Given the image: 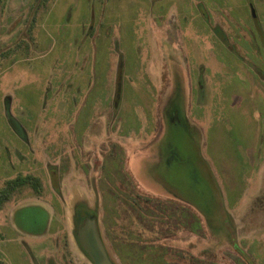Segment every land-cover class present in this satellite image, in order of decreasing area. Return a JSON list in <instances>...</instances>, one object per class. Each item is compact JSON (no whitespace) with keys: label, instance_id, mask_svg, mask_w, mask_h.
<instances>
[{"label":"rangeland","instance_id":"374dc122","mask_svg":"<svg viewBox=\"0 0 264 264\" xmlns=\"http://www.w3.org/2000/svg\"><path fill=\"white\" fill-rule=\"evenodd\" d=\"M41 1H0V190L20 175L42 185L40 196L25 187L0 209V264H92L76 239L78 210L99 223L122 264L101 203L110 152L139 195L167 200L172 222L188 218V233L157 240L189 253L184 264L191 255L199 264H264V152L253 153L264 147V0ZM245 27L255 39L245 50L227 42ZM217 39L245 67L229 72L214 54ZM176 98L187 114L196 98L211 136L178 121L181 136L175 127L163 137ZM249 149L261 168L253 177ZM188 207L200 216L197 236Z\"/></svg>","mask_w":264,"mask_h":264},{"label":"trees","instance_id":"16d2710c","mask_svg":"<svg viewBox=\"0 0 264 264\" xmlns=\"http://www.w3.org/2000/svg\"><path fill=\"white\" fill-rule=\"evenodd\" d=\"M43 2H47V0H42L41 3ZM116 157L118 156H114L113 153L110 152L109 157H107L110 163L106 161V164L103 165L102 169L104 173L102 180H100V188L102 186L107 194L104 193V199H102L101 202L102 205H104L103 221L107 228L106 236L113 250L122 264H179L176 263L177 258H185L189 253L185 255L182 251L168 249L162 244L158 245L156 240L153 241L151 246L141 244L143 237L139 232L143 229L152 233L151 231L157 228V235L153 236V234H151V237L157 240L159 237L164 239L166 237L164 225H169L170 220L168 219L166 221L165 216L169 217L172 213L168 215L169 208L164 202L139 195L137 186L133 182L130 174H126L125 172L122 174V170L118 166V162H116ZM118 173H121V176H123L121 185L117 184V178L120 177L117 175ZM124 178H126L127 183ZM25 187H30L36 195H41L42 185L38 178L32 175H20L15 179L6 181L1 188L0 209L6 203L10 202L15 193L21 191ZM88 214L89 213L85 210H78L76 222L78 218H84V216ZM183 215L181 216L183 220L181 222H188V218L185 219ZM178 224H180V222L177 219L175 222H172L171 225ZM100 234L104 241L101 230ZM190 257L192 261L189 262V264H199L192 255Z\"/></svg>","mask_w":264,"mask_h":264},{"label":"crops","instance_id":"0c3cea01","mask_svg":"<svg viewBox=\"0 0 264 264\" xmlns=\"http://www.w3.org/2000/svg\"><path fill=\"white\" fill-rule=\"evenodd\" d=\"M200 10H203V12L205 13L206 11H205V8H204V6L202 5L201 6V8H199ZM199 10V11H200ZM202 14V13H201ZM203 15V14H202ZM264 15V14H263ZM195 17H197V19H200L199 18V15L197 14ZM264 17V16H263ZM201 20V19H200ZM197 23H199V24H201L200 25V27H201V29H204V27H205V25L203 24V22L202 21H198ZM226 25V24H225ZM262 28L264 29V23H263V26H262ZM244 30H243V33L241 34L240 33V38H242V39H239L238 40V37L234 34V33H230L229 35H230V37H229V35L228 34H226V35H224V36H226L228 39H227V42H230L231 43V41H232V36H233V42L234 43H236V42H239L240 43V41H241V43H242V49L243 50H245L246 49V43L248 42V41H255V39H252L250 36H251V32H250V30L248 29V28H243ZM262 29V32H263V35H264V30ZM90 37H92V36H90ZM89 37V38H90ZM92 42H93V37H92V39H90ZM263 42H264V38H263V40H262ZM100 42H103L102 40H100ZM232 44V43H231ZM262 46H264V43L262 44ZM216 47L217 48H219L216 52H214V54H216L217 53V55H218V57L219 58H223L224 59V61L225 62H227L228 64L226 65V68H228V70H229V72H231L232 70H233V68H236V70H239L238 68H237V66H239V65H241V64H243L244 65V67H245V63L236 55V52L234 51V50H232L230 47H228L227 48V46H225L224 44H223V42L222 41H220L219 39H217L216 40ZM216 50V49H215ZM86 55V54H85ZM90 55V54H89ZM249 57V56H248ZM259 62H258V60H256V63L258 64H261V56H259ZM88 67V66H87ZM192 71V70H191ZM193 73H194V71H193ZM122 90H123V88H122ZM177 90V89H176ZM120 102H121V99L119 100V103L118 104H120ZM179 104V106L178 107H172V105L173 104ZM183 103H184V101L182 102V100L179 98V99H175V100H173V101H171V103H170V105H169V108H168V112H167V114H166V116H165V124H164V134H163V137L164 136H167L168 135V132H169V130H171L172 128H177V131H178V133H179V135L181 136V130L179 129V127L177 126L178 124V121L179 122H183L184 124H185V127H187L188 128V130H189V132L190 133H192V134H195L196 136H197V134L196 133H194V132H197V131H201V130H204V132H207V136H208V132L210 131V130H212V129H215V128H207L206 126H204V124H203V118H202V109H201V106H200V104L198 103V101H196V98H193L192 99V101L190 102V105H192V113H188L187 114V112H186V110L183 108ZM114 107H117V106H114ZM191 108V107H190ZM170 117V118H169ZM202 128V129H201ZM181 132V133H180ZM209 136H211V134L209 135ZM208 136V137H209ZM261 137L260 138H262L263 140H264V137L262 136V134L260 135ZM149 145H151V144H149ZM213 146L212 145H209L208 146V148L210 149H208L209 150V153L213 156V153H212V148ZM228 150H229V148L227 149V153H228ZM250 150H252V149H249V150H247V151H244L246 154H247V156H248V159H247V162H245V161H243V163H249L250 162V165L253 163V165H251V176L253 177V175H255V173H256V171L258 170V168H260L258 165V163L255 161V162H252V159H255V158H257V155L259 156V154L261 155L262 154V152H264V147L262 146V144L260 143L258 146H257V149H256V151H253V153H255V154H257L256 156H253V157H251L250 155H249V151ZM213 158L215 159V157L213 156ZM249 159L251 160V161H249ZM216 161H217V159H216ZM217 163H218V161H217ZM260 163V162H259ZM219 164V163H218ZM220 165V164H219ZM261 169V168H260ZM227 180V179H226ZM227 181H226V185H227ZM227 187H228V185H227ZM139 187L137 186V189H138ZM234 190H235V188L234 187H232V185H230L229 187H228V191H229V197H230V201H231V208H233V210H235V208H237V206H236V204H234L233 202L235 201L234 199H233V196H235V194H234ZM139 191V190H138ZM150 199H154V198H150ZM218 199L220 200V197H218ZM155 200H157V199H155ZM222 200H224L223 199V196H222ZM161 202H164L165 204H167V206H169V202L167 201V200H161ZM223 202V205H224V211H226L227 212V210H226V206H225V203H224V201H222ZM169 208V207H168ZM191 211H193L196 215H197V217L195 218V222H194V227H193V229H192V232L191 233H189V234H191V235H194V236H197V234H199V233H203V227H202V225H201V221H200V216L197 214V212L193 209V208H191V207H188ZM189 210V211H190ZM222 212L223 211H221V215H223L222 214ZM169 214H171V212H170V209H169V212H168V215ZM227 217H228V220L230 221V223L232 224V220H231V216H230V214H229V212H227ZM168 218L169 217H166L165 216V220L167 221L168 220ZM180 222L181 221H183V220H179ZM172 224V221L171 220H169V225H164V232L166 233V240H169V239H174V237H177V236H179V235H182V234H185V233H188V232H186V228L187 227H185L186 226V224H187V222L186 223H184V222H181L180 224H178V225H171ZM181 226V227H180ZM223 227V226H222ZM227 227V226H226ZM183 228V229H182ZM147 234H149L150 235V237H148L149 238V241L151 240V241H155L156 240V242H157V239L156 238H152L151 237V234H153V236H155V235H157V228H156V230H153V231H151L152 233H150L149 231H145L144 229L143 230H140V234L142 235V237H143V234L144 235H146V233ZM171 237V238H170ZM152 238V239H151ZM162 238V237H161ZM231 239V238H230ZM142 241H144V240H142ZM104 242V241H103ZM105 244V243H104ZM106 246V245H105ZM107 248V247H106ZM107 251H108V249H107ZM179 251H182V250H179ZM109 253V252H108ZM186 254H188V253H186ZM185 254V255H186ZM110 255V254H109ZM111 257V256H110ZM186 257L187 256H185V258H182V257H180V259H178V261H181L182 262V260H184V259H186ZM112 259V258H111ZM178 261H176V263H179V264H184L183 262L181 263V262H178ZM116 264V263H115Z\"/></svg>","mask_w":264,"mask_h":264},{"label":"water","instance_id":"95a60500","mask_svg":"<svg viewBox=\"0 0 264 264\" xmlns=\"http://www.w3.org/2000/svg\"><path fill=\"white\" fill-rule=\"evenodd\" d=\"M122 72L123 67L121 66L119 70L120 81L118 82V91L116 94L117 102L115 103V106H118L122 94ZM76 226L77 242L83 252L90 259L92 264H115V262L111 259L103 242L98 224L95 219L89 216L84 217L78 220Z\"/></svg>","mask_w":264,"mask_h":264},{"label":"flooded vegetation","instance_id":"af4514ba","mask_svg":"<svg viewBox=\"0 0 264 264\" xmlns=\"http://www.w3.org/2000/svg\"><path fill=\"white\" fill-rule=\"evenodd\" d=\"M258 26V28H259V30H260V35H261V40H263V38H264V35H263V32H262V29L260 28V25L259 24H257ZM264 43V42H263Z\"/></svg>","mask_w":264,"mask_h":264}]
</instances>
